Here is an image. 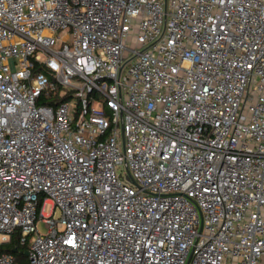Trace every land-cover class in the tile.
I'll use <instances>...</instances> for the list:
<instances>
[{
    "label": "built area",
    "instance_id": "obj_1",
    "mask_svg": "<svg viewBox=\"0 0 264 264\" xmlns=\"http://www.w3.org/2000/svg\"><path fill=\"white\" fill-rule=\"evenodd\" d=\"M0 234L27 264H264V0H0Z\"/></svg>",
    "mask_w": 264,
    "mask_h": 264
},
{
    "label": "trees",
    "instance_id": "obj_2",
    "mask_svg": "<svg viewBox=\"0 0 264 264\" xmlns=\"http://www.w3.org/2000/svg\"><path fill=\"white\" fill-rule=\"evenodd\" d=\"M55 101H52L51 99L42 98L40 103L55 107L57 105L55 104ZM15 250H17V253H14ZM27 250L28 248H26L25 246L19 245V242L15 237L12 238L9 244L0 247L1 253H7L11 255L14 254L16 261L22 264H27V261H26L27 258L25 256Z\"/></svg>",
    "mask_w": 264,
    "mask_h": 264
},
{
    "label": "rangeland",
    "instance_id": "obj_3",
    "mask_svg": "<svg viewBox=\"0 0 264 264\" xmlns=\"http://www.w3.org/2000/svg\"><path fill=\"white\" fill-rule=\"evenodd\" d=\"M61 35H63V33H61ZM64 39H65V41H68L69 43H71V40H72V38L71 37H67V36H65L64 37ZM51 213V206L50 205H48L45 209H44V214H50ZM57 214V213H56ZM59 214H57V216H58ZM39 230L40 231H42V232H44V227H43V225H39ZM1 238H2V235L0 234V240H1ZM27 258V257H26ZM26 261L28 262V258L26 259ZM19 263V262H18ZM20 264H22V263H20Z\"/></svg>",
    "mask_w": 264,
    "mask_h": 264
},
{
    "label": "water",
    "instance_id": "obj_4",
    "mask_svg": "<svg viewBox=\"0 0 264 264\" xmlns=\"http://www.w3.org/2000/svg\"><path fill=\"white\" fill-rule=\"evenodd\" d=\"M127 179L132 181V183L136 185V182L132 180L129 176L127 177ZM14 253H17V250H15ZM28 255H29V252L25 254L26 257H28Z\"/></svg>",
    "mask_w": 264,
    "mask_h": 264
}]
</instances>
